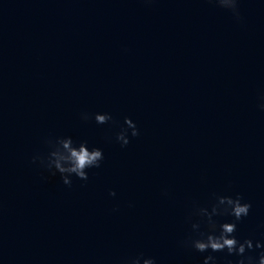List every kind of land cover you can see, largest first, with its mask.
Listing matches in <instances>:
<instances>
[{
    "label": "water",
    "instance_id": "95a60500",
    "mask_svg": "<svg viewBox=\"0 0 264 264\" xmlns=\"http://www.w3.org/2000/svg\"><path fill=\"white\" fill-rule=\"evenodd\" d=\"M238 7L239 22L208 0H0V264H202L182 242L213 193L250 202L237 235L261 238L264 0ZM96 112L139 135L121 148L111 122L80 119ZM66 135L104 153L70 187L31 163Z\"/></svg>",
    "mask_w": 264,
    "mask_h": 264
},
{
    "label": "clouds",
    "instance_id": "9594fccd",
    "mask_svg": "<svg viewBox=\"0 0 264 264\" xmlns=\"http://www.w3.org/2000/svg\"><path fill=\"white\" fill-rule=\"evenodd\" d=\"M218 8L231 13L236 21H240L239 0H208ZM257 107L264 111V93L259 97ZM80 119L87 122L94 120L97 125L111 122L118 128L114 133V140L121 148L130 143V138L139 135L136 123L125 116L123 123L113 120L108 112H96L91 114L81 113ZM44 143L47 147L46 155L33 154L31 163L37 164L49 174L59 175L65 186H71L72 178L81 181L88 180L91 169L101 167L104 153L100 147L90 145L87 140H74L71 136H58L46 138ZM110 196H115L114 191H109ZM252 205L240 193L235 194H212L207 206H193L192 211L186 217L190 225L191 235L182 242L183 247H188L203 255L202 264H218L214 253H222L226 264H264V233L260 239L251 237L240 238L237 235V225L250 214ZM261 227H264L262 225ZM255 251V257L249 253ZM125 264H156V259L140 253L130 257Z\"/></svg>",
    "mask_w": 264,
    "mask_h": 264
}]
</instances>
